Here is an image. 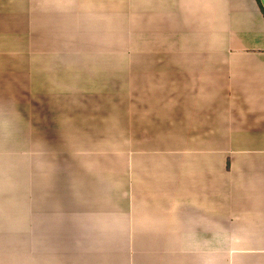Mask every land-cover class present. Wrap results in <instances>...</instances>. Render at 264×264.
<instances>
[{"label": "crops", "instance_id": "0c3cea01", "mask_svg": "<svg viewBox=\"0 0 264 264\" xmlns=\"http://www.w3.org/2000/svg\"><path fill=\"white\" fill-rule=\"evenodd\" d=\"M0 264H264V0H0Z\"/></svg>", "mask_w": 264, "mask_h": 264}, {"label": "rangeland", "instance_id": "374dc122", "mask_svg": "<svg viewBox=\"0 0 264 264\" xmlns=\"http://www.w3.org/2000/svg\"><path fill=\"white\" fill-rule=\"evenodd\" d=\"M8 83H13L11 85H8V89L11 90L12 94L15 91L23 92V94H24L23 95V108L26 109V110H24V112H26V113H24V118H25L24 119V124H26V122L29 123V115L28 114H29L30 110H29V108H25L27 103H28V105H30L29 102H30V97H31V95L29 94L30 88H29L28 79H24L23 80V87L24 88H20L21 85L19 84L18 81L15 82V80H9ZM26 115H27V118H26ZM29 131L30 130H29V126H28L27 134L24 133L25 136H24L23 142H21V143L18 142L17 144L14 143L13 135L12 134L9 135L8 141L6 143V145H7L6 146V152H7L6 156H7V158H4L7 166H10L11 163H13L14 154L18 153L17 151H29L30 145H31L30 142H28V139L30 138V132ZM29 163H30V159L25 164L26 165L25 168L29 167ZM25 168H24V170H25ZM27 171H28L29 176H31L30 168Z\"/></svg>", "mask_w": 264, "mask_h": 264}]
</instances>
